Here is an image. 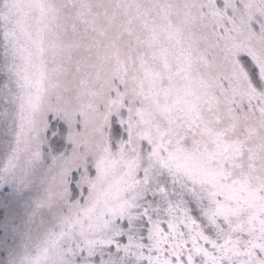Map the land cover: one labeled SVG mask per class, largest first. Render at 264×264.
Wrapping results in <instances>:
<instances>
[{"label":"snow or ice","instance_id":"6c2138e0","mask_svg":"<svg viewBox=\"0 0 264 264\" xmlns=\"http://www.w3.org/2000/svg\"><path fill=\"white\" fill-rule=\"evenodd\" d=\"M0 184L3 264H264V0H0Z\"/></svg>","mask_w":264,"mask_h":264},{"label":"rangeland","instance_id":"374dc122","mask_svg":"<svg viewBox=\"0 0 264 264\" xmlns=\"http://www.w3.org/2000/svg\"><path fill=\"white\" fill-rule=\"evenodd\" d=\"M6 200H0V264L10 254L19 253L25 243V234L34 225L29 223L34 190L17 189L10 184H0Z\"/></svg>","mask_w":264,"mask_h":264}]
</instances>
